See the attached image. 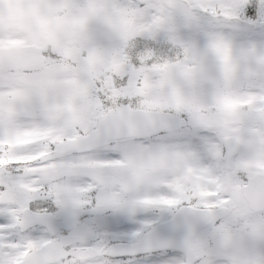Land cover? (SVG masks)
<instances>
[{"label": "rangeland", "instance_id": "1", "mask_svg": "<svg viewBox=\"0 0 264 264\" xmlns=\"http://www.w3.org/2000/svg\"><path fill=\"white\" fill-rule=\"evenodd\" d=\"M189 1L239 18H246L244 8L252 3ZM255 3L256 16L247 20L264 24V0ZM163 38L168 39L164 44ZM140 40L142 48L137 47ZM31 43L56 58L43 54L46 65L29 77L17 68H0V204L15 205L17 223L25 207L57 216L61 233L56 237L69 255L52 264L180 262L181 255L173 252L113 260L108 251L114 242L142 239L151 227L134 239L131 234L142 223L161 220L162 207L169 217L183 204L213 212L196 235L198 251L202 247L207 253L203 262L264 264V211L249 210L241 194L251 174L264 172V26L196 22L151 1L0 0V47ZM124 76L127 83L119 86L114 77ZM122 108L184 117L186 124L69 159L63 157L71 154L58 155L50 147L87 133L101 115ZM228 135L242 142L232 171L225 169L222 158ZM27 145L40 150L18 155ZM99 151L102 159H119H98ZM52 157L61 159L29 167L31 160ZM12 161L25 174L39 173L47 189L10 180ZM88 177L93 183L83 185ZM164 187L174 196L162 197ZM35 194L51 196L58 209ZM99 206L110 209L92 212ZM50 239L41 243L18 233L15 241L0 239V249L26 245L11 258L15 263ZM86 241L97 244L85 248ZM7 259L0 251V264Z\"/></svg>", "mask_w": 264, "mask_h": 264}, {"label": "water", "instance_id": "2", "mask_svg": "<svg viewBox=\"0 0 264 264\" xmlns=\"http://www.w3.org/2000/svg\"><path fill=\"white\" fill-rule=\"evenodd\" d=\"M156 1L162 2L168 8L177 11L180 16H190L198 21L214 19L218 22H238L255 27V25L236 17H225L210 13H207V17L202 19L199 13L203 12V10L191 7L186 0ZM44 63L45 58L39 55V48L36 45L0 47V68L2 69L10 67H40ZM183 124L184 120L177 116L146 110L118 109L115 112L102 115L98 119L96 126L86 134L57 142L54 145L53 152L56 154L86 152L96 147L107 145L115 140L131 137H147L162 132L163 130L160 129L170 130L180 127ZM240 148V141L233 136L224 138L223 157L227 169L233 168L234 165L231 159ZM242 194L250 209L253 211L264 210V173L252 175L248 183L244 186ZM45 213L31 212L30 208L25 207L21 210L18 224L24 225L37 216H44ZM211 214L212 212L208 209L182 206L171 217L173 222L172 230L164 227H161L159 230L152 228L140 242L113 243L110 246L109 254L118 257L163 249H175L182 251L190 261L193 259L191 237L206 222ZM49 215L56 219L60 227L57 216L51 213ZM47 231L51 235L57 233L55 227L50 223L47 224ZM67 256L68 251L62 247L57 238H53L42 247L30 250L19 262L14 264H48L60 261Z\"/></svg>", "mask_w": 264, "mask_h": 264}, {"label": "snow or ice", "instance_id": "3", "mask_svg": "<svg viewBox=\"0 0 264 264\" xmlns=\"http://www.w3.org/2000/svg\"><path fill=\"white\" fill-rule=\"evenodd\" d=\"M254 8H256V3H255V0H252L251 4H247L245 6L244 13H246L248 16H252L254 14ZM199 15L201 16L202 19H205L208 14H207V11L204 10L203 12H200ZM158 42H159V38H157V43ZM149 44H152V42L149 41ZM143 46H144V42L142 40H140L138 42L137 47L142 48ZM42 54L48 55L52 59L56 58V54L52 53L50 51L47 53H42ZM137 63H138V61L134 58L133 64H137ZM114 79H117L119 81V86H124L127 83V76H124L121 78H115L114 77ZM99 87H100L99 84H97V89H96L97 95L102 96L103 93H101L99 91ZM160 130L166 131L165 129H160ZM209 134H211V133H209ZM213 139L215 140L214 136H213ZM50 147L54 150L55 146L53 145ZM39 150L40 149L36 145H27L24 148L19 149L17 154L28 156V155L34 154L36 151H39ZM99 153H100V151L98 152L97 158L101 159V160L115 161V160L119 159V158H117V159H102V158H100ZM75 155H78V153L73 152L70 156L63 157V159H69ZM195 157H196V155H195ZM59 159H61V158L52 157L51 161L31 160L29 167L37 168L42 164H48L49 162H53V163L57 162ZM196 159H197V157H196ZM8 167L10 169H15L14 172L10 173V176H9L10 180L23 179L25 181H32L34 183L41 184L45 189H47V184L40 180L39 173L30 172V173L25 174L23 171V168L20 167L19 162H17V161H12L8 165ZM92 183H93V181L91 180L90 177L85 178V180L82 182L83 185H91ZM3 190H4V185H0V191H3ZM88 191L90 193L94 194L95 189L89 187ZM35 195H36L37 199L43 198L45 200L46 204H48L49 206L54 205L57 208V205L53 202L51 196L42 197L41 194H35ZM160 195L167 199V198L173 197L174 193H172L167 187H164V188L160 189ZM14 208H15V205L11 204V203L0 204V219H2L4 221V222L0 223V239H5L7 241H15V240H17V234L23 233V234H26L33 239H37L41 243H43V242H45L51 238L49 232L47 231V224L48 223H50L53 227H55L57 232L61 233V229L58 226L56 219L54 217H52L51 215H49L48 212H46L44 214V216H42V217L37 216L36 218L32 219L30 222H26L24 225H20L17 223L16 214L12 211V209H14ZM107 209H110V208L99 206V207L93 208L91 210L94 213L103 214L104 211ZM112 212L116 213V214L125 215L123 213L116 212L113 210H112ZM160 212L162 214L161 220L157 221V223L155 225L148 224L146 222L142 223L139 226L138 230L131 234V238L134 239V238L138 237L142 233L143 230H145L149 227L154 228L155 230H159V229H161V227H164L168 230H172L173 229V222H172L171 218L168 217L167 210L162 207ZM104 242L105 241L103 239H101L100 243H104ZM96 244H97L96 241H86L83 244V247L92 248V247L96 246ZM106 245L109 247V245L107 243H106ZM24 247H26V245L8 246V247H5L3 249H0V251L7 254V258H8L7 264H13V260L11 258L13 256H18L19 253H21L23 251ZM145 251H147V250H145ZM112 259L117 260L115 255L112 256ZM172 264H173V262H172Z\"/></svg>", "mask_w": 264, "mask_h": 264}, {"label": "flooded vegetation", "instance_id": "4", "mask_svg": "<svg viewBox=\"0 0 264 264\" xmlns=\"http://www.w3.org/2000/svg\"><path fill=\"white\" fill-rule=\"evenodd\" d=\"M169 218H171V216H169ZM211 217L208 218V220L194 233V235L191 237V245H192V257L193 259H191L190 261L188 260V257H186V255L179 251V250H162V251H157V252H153V253H158V252H168V253H174L175 255H177V257H179V255H181V261H177V262H173V264H209V263H205L203 262L204 256L207 254L205 252H202V247H201V251L199 252L198 250H200V246L196 245V235L200 230L205 229L208 226V221L210 220ZM155 225V224H154ZM151 229V228H150ZM149 231V230H148ZM147 231V232H148ZM146 232V234H147ZM145 234V235H146ZM144 235V236H145ZM141 240V239H140ZM138 240V241H140ZM207 243H211V240H207ZM146 254H151V253H143L141 254L142 256H145ZM139 255V256H141ZM180 258V257H179ZM178 258V259H179ZM205 260V259H204ZM183 261V262H182ZM240 263H245V262H236L233 264H240ZM166 264H172V262L170 263H166ZM247 264V263H246Z\"/></svg>", "mask_w": 264, "mask_h": 264}, {"label": "trees", "instance_id": "5", "mask_svg": "<svg viewBox=\"0 0 264 264\" xmlns=\"http://www.w3.org/2000/svg\"><path fill=\"white\" fill-rule=\"evenodd\" d=\"M254 12H255V10H254ZM246 15H247V14H246ZM247 16H248V15H247ZM248 17H251V18H252V17H254V14H253L252 16H248ZM32 73H33V72H28V71H25V72H24V74H25L27 77L31 76Z\"/></svg>", "mask_w": 264, "mask_h": 264}]
</instances>
